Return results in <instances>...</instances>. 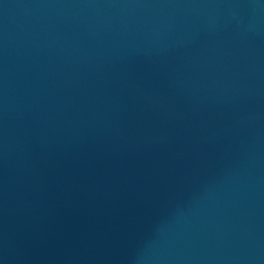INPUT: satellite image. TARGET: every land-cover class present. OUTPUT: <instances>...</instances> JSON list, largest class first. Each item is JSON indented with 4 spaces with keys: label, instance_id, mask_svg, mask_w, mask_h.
Here are the masks:
<instances>
[{
    "label": "water",
    "instance_id": "obj_1",
    "mask_svg": "<svg viewBox=\"0 0 264 264\" xmlns=\"http://www.w3.org/2000/svg\"><path fill=\"white\" fill-rule=\"evenodd\" d=\"M0 264H264V0H0Z\"/></svg>",
    "mask_w": 264,
    "mask_h": 264
}]
</instances>
